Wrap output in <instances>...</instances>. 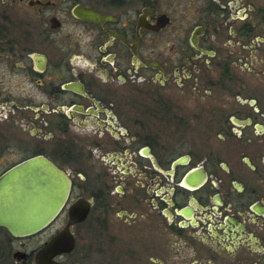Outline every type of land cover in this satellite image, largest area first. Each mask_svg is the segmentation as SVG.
<instances>
[{"label": "flooded vegetation", "instance_id": "af4514ba", "mask_svg": "<svg viewBox=\"0 0 264 264\" xmlns=\"http://www.w3.org/2000/svg\"><path fill=\"white\" fill-rule=\"evenodd\" d=\"M263 78L259 0H0V174L70 179L7 251L67 225L69 264H264Z\"/></svg>", "mask_w": 264, "mask_h": 264}, {"label": "water", "instance_id": "95a60500", "mask_svg": "<svg viewBox=\"0 0 264 264\" xmlns=\"http://www.w3.org/2000/svg\"><path fill=\"white\" fill-rule=\"evenodd\" d=\"M69 188L68 175L46 157L35 155L18 162L0 174V226L17 237L39 231L54 219ZM72 246L66 225L34 252L33 262L69 264L53 256ZM12 256L25 261L27 253L17 249Z\"/></svg>", "mask_w": 264, "mask_h": 264}, {"label": "rangeland", "instance_id": "374dc122", "mask_svg": "<svg viewBox=\"0 0 264 264\" xmlns=\"http://www.w3.org/2000/svg\"><path fill=\"white\" fill-rule=\"evenodd\" d=\"M256 1V0H254ZM260 2L264 3V0H259ZM260 84H264V78L262 79V81H260ZM60 224V220H58L57 222H55V224L51 227V228H46L44 231L40 232L38 235L33 236L30 238L31 243L27 246L28 249L33 247V245L35 243H40L41 241H43L44 239H46L48 237V235L50 234L51 230L55 229L58 225ZM0 241L3 242V247H7V246H12L11 251L15 248H18L19 244H18V240L14 239L12 242L8 241L5 233L3 232V230H0ZM0 242V243H1ZM11 243V244H10ZM8 248V247H7ZM7 251V249H6ZM8 252V258L4 257L2 258V260H0V264H9V261L11 262V264H16L19 263L21 264V262L19 261V259H15L12 254H10L11 252ZM18 261V262H17Z\"/></svg>", "mask_w": 264, "mask_h": 264}, {"label": "trees", "instance_id": "16d2710c", "mask_svg": "<svg viewBox=\"0 0 264 264\" xmlns=\"http://www.w3.org/2000/svg\"><path fill=\"white\" fill-rule=\"evenodd\" d=\"M1 242V241H0ZM3 242L0 243V260H2V258L7 257L8 258V252L6 251V247H3ZM9 264H11V262L9 261ZM13 264V263H12ZM19 264V263H16ZM22 264V263H21Z\"/></svg>", "mask_w": 264, "mask_h": 264}]
</instances>
